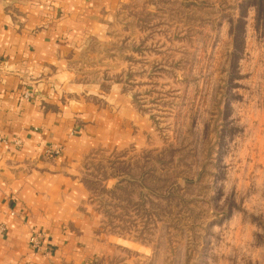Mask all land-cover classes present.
Listing matches in <instances>:
<instances>
[{
  "label": "rangeland",
  "instance_id": "1",
  "mask_svg": "<svg viewBox=\"0 0 264 264\" xmlns=\"http://www.w3.org/2000/svg\"><path fill=\"white\" fill-rule=\"evenodd\" d=\"M250 1L133 0L92 66L154 123L148 149L82 167L99 233L134 264H264V18Z\"/></svg>",
  "mask_w": 264,
  "mask_h": 264
},
{
  "label": "crops",
  "instance_id": "2",
  "mask_svg": "<svg viewBox=\"0 0 264 264\" xmlns=\"http://www.w3.org/2000/svg\"><path fill=\"white\" fill-rule=\"evenodd\" d=\"M132 1L0 0V264H134L99 233L82 173L97 152L151 146L152 116L92 67Z\"/></svg>",
  "mask_w": 264,
  "mask_h": 264
},
{
  "label": "built area",
  "instance_id": "3",
  "mask_svg": "<svg viewBox=\"0 0 264 264\" xmlns=\"http://www.w3.org/2000/svg\"><path fill=\"white\" fill-rule=\"evenodd\" d=\"M28 98L29 95H26ZM19 144V141H15V145ZM47 153L51 156L53 155H58L60 153L59 148H50L48 149ZM5 230V227H0V232H3ZM30 244L33 248H40L42 246V235L40 234H35L31 237L30 239Z\"/></svg>",
  "mask_w": 264,
  "mask_h": 264
},
{
  "label": "trees",
  "instance_id": "4",
  "mask_svg": "<svg viewBox=\"0 0 264 264\" xmlns=\"http://www.w3.org/2000/svg\"><path fill=\"white\" fill-rule=\"evenodd\" d=\"M249 3L251 6L253 5L257 9V17L264 18V0H251Z\"/></svg>",
  "mask_w": 264,
  "mask_h": 264
}]
</instances>
